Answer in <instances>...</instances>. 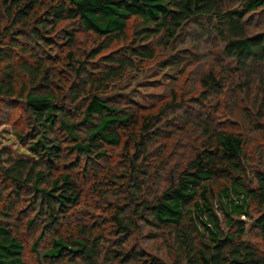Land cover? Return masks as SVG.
I'll use <instances>...</instances> for the list:
<instances>
[{
	"label": "trees",
	"instance_id": "1",
	"mask_svg": "<svg viewBox=\"0 0 264 264\" xmlns=\"http://www.w3.org/2000/svg\"><path fill=\"white\" fill-rule=\"evenodd\" d=\"M262 9L264 0H0V101L22 108L14 136L31 157L0 156V264H28L27 250L33 264H264V163L247 166L240 131L264 145V76L255 90L232 78L264 70V31L249 21ZM81 33L98 46L80 54ZM211 35L227 64L200 74L189 97L171 91L149 109L110 97L158 52L182 74L177 46L200 51ZM114 44L122 49L102 55ZM221 109L234 130L216 124Z\"/></svg>",
	"mask_w": 264,
	"mask_h": 264
},
{
	"label": "rangeland",
	"instance_id": "2",
	"mask_svg": "<svg viewBox=\"0 0 264 264\" xmlns=\"http://www.w3.org/2000/svg\"><path fill=\"white\" fill-rule=\"evenodd\" d=\"M255 23L253 28L256 32L264 31V9L261 12L253 14L250 20ZM133 21L128 23L127 34L131 35L133 29ZM189 44V45H188ZM98 46V41L94 40L93 36L81 33L78 36L76 48L78 52L85 53L92 48ZM122 44H114L113 47L106 51L105 54L112 55V51L117 53ZM177 47L179 49L186 50V56L188 57V64H186V70L179 74L174 70L165 69L161 66L164 60L169 56L168 52H158L153 62H141L136 64L137 69L128 70L121 81L116 82L113 85L110 97L113 100L119 102L120 105L126 107H132L134 103L144 108L159 107L163 102L167 101L170 92L174 91L179 95H185L189 97L194 89H196V80L200 74L205 73L209 68H214L215 71H220L219 65L227 64V61L222 56L221 45L216 40L214 35L207 38H200V51L192 49L190 47L189 40L185 43H180ZM206 57L205 56V54ZM190 62V63H189ZM233 67V66H232ZM232 78L236 83L250 81L251 88L257 85L259 75L264 76L263 69H257L248 74V77L241 71H233ZM247 78V80L245 79ZM195 87V88H193ZM252 92V91H251ZM253 94V93H252ZM225 111V110H224ZM225 112L221 109L216 115V124L227 130H234L236 128L235 122H232L229 117L224 115ZM226 116V117H225ZM23 113L22 108L10 102L0 101V156L13 157V158H27L31 159L25 149L19 146L18 140L15 138L14 133L21 130L23 127ZM240 127V126H238ZM237 127V128H238ZM242 135L245 137V156L247 166L252 170L259 167L264 163V145L261 141V134L252 130H243L240 127ZM186 139V138H184ZM173 149V147H171ZM8 155V156H6ZM260 160L262 162H260ZM27 202L23 203L26 205ZM248 227L251 223L248 220L243 219ZM22 237L28 242L29 247L34 239L32 233L24 231L22 229ZM138 241L142 248L151 252L154 255H161L165 253L166 247L161 240H146L142 236H137ZM247 243L258 245L257 238L251 233L245 238ZM28 247V248H29ZM28 264L35 262L33 254L27 250L26 255Z\"/></svg>",
	"mask_w": 264,
	"mask_h": 264
}]
</instances>
